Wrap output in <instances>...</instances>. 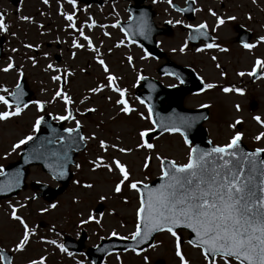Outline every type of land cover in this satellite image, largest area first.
Masks as SVG:
<instances>
[{"label": "rangeland", "instance_id": "obj_1", "mask_svg": "<svg viewBox=\"0 0 264 264\" xmlns=\"http://www.w3.org/2000/svg\"><path fill=\"white\" fill-rule=\"evenodd\" d=\"M31 1L34 6H31ZM39 1L43 2V0ZM55 1L48 0L47 4L43 2L44 10L49 8L48 12L52 15L48 22L53 24L59 20L64 22L63 17H65V15L62 17L58 15L59 7ZM197 1L200 4V19H207L208 21H211L209 19L216 21L209 9L224 19L226 16L237 19L236 16L239 15V19L244 23L247 22L246 13H253L255 18H253L251 26L257 35L252 42L255 46L250 50L244 47L238 48L235 42L231 41L235 49L234 54L223 55L217 64L219 67L211 64L206 59L205 54L193 53L196 65H200L197 68L200 71V77L205 79L206 83L214 84L215 87L205 89L201 94L188 96L184 104L188 108L206 107L209 109L210 116L205 122V128L215 145L228 143L232 136L240 132L242 133V141L249 148H264V137L260 140L255 139L259 133L264 132V126L253 119V117L259 116L261 121H264V69L263 75L256 82H251L250 76L247 75L253 68L256 59L264 61V41L259 39L264 37V0ZM12 5L15 7V4ZM39 6L42 5L38 3V0H22L18 6L20 8L19 17H27L28 14L33 17L39 12ZM65 6L67 9L71 8L67 4ZM61 7L62 9L65 8L63 5ZM215 8L220 9L222 13L215 11ZM161 9L163 15L166 16L169 8L167 9L164 5ZM225 12L227 13L224 14ZM88 16L90 14H87L86 18ZM113 21L114 19L110 22ZM25 27L26 25L20 24L21 29ZM232 29L236 32L235 23L227 25L226 30H220L221 36L227 38L228 36L224 33L232 31ZM32 31L33 29H31ZM117 33L118 31L115 34ZM54 34L53 36L50 35L51 38L58 40L63 49L65 47L70 48L73 39L76 37L68 32L59 34L58 31H55ZM87 36L92 39L94 47L98 49L99 57L92 50L82 51L80 49L76 51V57L70 56L68 51L62 62L56 64L53 59V54L56 52L54 50L55 45L49 43L53 47L51 50L42 47L38 56H35L31 51V86L37 88L39 101H47L48 97L54 96L57 88H61V81L64 80L65 82L68 81L66 86L63 85L64 93L67 95L68 93L70 95L71 93L77 94V99L70 104L71 106H76L80 113L86 112L87 109H94L91 111V116H86L83 113L82 118H77L85 127L88 148L77 158L79 167L77 165L72 167L74 176L64 194L55 201L48 202L40 198L32 199L34 192L28 188L24 190L20 200L11 205L13 208L23 209L20 211L24 214L30 213L29 210L31 209V229H34V234L31 235V261L44 257L45 264H78V262L79 264H91L85 257V252L89 247H96L101 240L111 238L113 232L117 233L114 237H128L130 239L137 222L136 212L139 207V195L126 185L129 181H140L147 184L161 176L160 161L157 156L177 163H186L189 147L192 146L185 144L184 139L179 134H164L152 141L149 139V142L154 145L153 149L137 147L139 143L143 142L139 133L153 129V124L151 117L148 119L141 118L140 114L147 117L148 110L135 97L136 86L140 82L138 79L140 76L156 77L157 64L148 60L133 46L114 47V44L119 41L118 39L100 37L99 32L97 34L95 29H92V32L89 30ZM51 38L48 41H53ZM36 43V41L31 40V46H36ZM172 46L173 49H181V41L175 39L171 43L168 40L166 42L167 50L170 51ZM129 56L134 61L133 65L127 63ZM186 58L178 57V60L184 63ZM33 59L35 63H33ZM98 59H103L110 73L117 77L116 81L119 84L115 82V85L128 92L126 99L135 111L127 115L120 112L121 106L115 104L118 93L113 92L109 87H103L102 91L96 93L91 91L92 88L101 86L98 83L99 80H107L108 73H105L97 65ZM86 60L89 61V65ZM122 60L125 63H121ZM49 64L53 65V68L49 69L47 67ZM221 67L225 68V73H222ZM241 72H244L245 75H239ZM56 75L61 76L59 81L52 79ZM226 76L227 79L225 80ZM15 78L17 77L14 76ZM162 83L172 85L175 81L165 78L162 79ZM224 87L242 89L243 94L235 91L225 93ZM82 98L86 100L83 103H81ZM237 105L239 110H237ZM254 106L256 107L251 111ZM4 110V106L0 105V111ZM42 115L43 112L38 111L36 105H33L26 108L19 119L10 118L0 121V167L3 168L4 164L18 158L17 153L21 151L23 145H20L19 148L13 146L19 140L35 133V120ZM237 120L241 123L237 124L235 128L230 127ZM30 124L31 132L29 131ZM238 126L240 130H238ZM101 140L109 146L115 144L118 148H130L132 151L121 153L116 148L109 147L105 152L99 147ZM11 152L14 153L13 156H11ZM97 157H102L105 164H110L111 160L115 158L127 166L130 173L129 181L125 182L120 193L113 191L114 185L120 179L119 174L115 170L108 172L103 167H94L91 161ZM146 157H150V160L147 161L148 166L145 168ZM30 181L46 183L51 187L57 185L39 167L30 169L28 182ZM85 184H91L92 187L85 188ZM30 195L31 203H28ZM101 196H104L105 199L101 200ZM52 204H55L56 207H50ZM100 206L103 207L102 210L97 211ZM44 209L46 211H43ZM89 215H92L94 219L86 224H81L80 221L87 220ZM96 220L100 222L96 223ZM42 221L45 222V227L39 224ZM82 229L87 234L86 247L82 253H72L69 256L67 253L61 252L55 245L46 243L48 240H55L58 244H63L65 236L76 238L80 236ZM178 234L183 236L182 252L190 264H205L200 250L186 243L188 234L183 231L178 232ZM153 245L155 247H149L140 254L130 251L109 255L103 264H154L157 260H163L164 264H179L178 257L175 256L173 240L168 233L157 236Z\"/></svg>", "mask_w": 264, "mask_h": 264}, {"label": "snow or ice", "instance_id": "obj_2", "mask_svg": "<svg viewBox=\"0 0 264 264\" xmlns=\"http://www.w3.org/2000/svg\"><path fill=\"white\" fill-rule=\"evenodd\" d=\"M43 2L47 4L48 0H43ZM194 2L195 0H193ZM68 3L75 7L76 0H68ZM168 3L172 5V0H168ZM172 6L175 7L174 5ZM176 10L184 11V9L180 8ZM209 12L216 17V27L225 23V19L218 16L216 12L211 9H209ZM20 18L22 20L29 19V17ZM65 19L69 22L68 27L78 31L83 40L87 42L86 46L96 52L97 57H99L100 53L93 46L91 38L84 34L82 28L76 27L74 14L65 15ZM227 19L234 20L235 17L229 16ZM168 23H172V21H168ZM176 23L181 24L182 21L177 20ZM93 26L94 22L88 25L89 28ZM113 26L115 27L116 25ZM184 26L193 27L192 25ZM101 27L104 26L101 25ZM206 29V23L196 25L194 28L196 36L191 38L195 39L198 36L206 35ZM6 30L7 25L4 22V17L0 15V31ZM138 31L140 35H146L147 25L141 23ZM104 35L107 36L108 33L105 32ZM259 39L264 41V37ZM120 43H123V41ZM254 46L251 43L243 45L244 48L249 50ZM25 47L32 46L25 45ZM72 47L84 48L85 45L73 39ZM213 47L219 48L220 46L213 43L205 44V48L211 49ZM180 50L183 51L184 49L181 48ZM220 50L226 51V49ZM197 51H202V49L198 48ZM147 55L149 53L146 52L145 56ZM212 59L215 60L216 57H212ZM128 61L131 63L132 57L129 56ZM97 62L101 65L103 71L108 73L107 84L92 88L91 91L96 93L102 91L103 87H109L113 92L118 93V99L115 100V104L121 106L120 112L127 115L135 111L126 99V90L115 85L117 77L110 73L104 60L98 59ZM33 63H35L34 59ZM13 67L12 63H8L5 68L0 70L8 72ZM47 67L51 69L53 65L49 64ZM257 69H264V61L256 59L252 71L248 72L247 75L255 76ZM239 75L244 76L245 73L241 72ZM52 79L59 81L61 76L56 75ZM138 79H144V77L140 76ZM213 87L215 85L212 83L204 84L205 89H212ZM0 90L7 93V96L0 95V105L5 108L4 111H0V121L20 115L22 109L28 107V104L22 101L24 93L19 83L16 84L15 91L9 92L7 88ZM223 91L225 93L235 91L243 94V90L239 88L224 87ZM57 97L63 99L66 106L72 103L71 99L62 90L55 92L53 100ZM109 99L111 98L109 97ZM31 103L36 105L38 111L44 110V102L37 100ZM140 103L143 104L144 101L140 100ZM236 107L239 110V106L237 105ZM87 111H94V109H87ZM140 115L142 119L150 118L152 108L148 106L147 117L143 114ZM43 119L44 117L40 116L35 120L34 130L39 129ZM53 119L68 120L73 119V116L71 111H68L67 115L53 117ZM253 119L264 126V121H261L259 116L253 117ZM152 123L155 125L156 121H152ZM181 123L185 127L190 126L187 121H182ZM239 123L241 121L237 120L230 127L235 128ZM79 127L80 123L77 121L76 128L79 129ZM64 131L71 135L75 129L66 128ZM148 131L150 130L139 133L143 142L137 145L138 148H154L152 143L144 139L148 135ZM165 131L180 132L182 136L184 135L181 128L177 126L166 127ZM262 137H264V132L259 133L255 139L260 140ZM241 138L242 133L237 132L228 143L213 146L207 150L190 146L186 163H177L157 156L160 161L162 183L155 188H150L144 184L143 189L146 192L142 191L141 187H138L141 184L140 181H129L130 173L127 170V166L120 160L113 158L110 164H105L102 157H97L91 163L94 167H103L108 172L115 170L119 174L120 179L114 185V192L120 193L122 186L125 185L126 181H129L126 186L139 194V207L136 212L137 222L135 231L130 235L133 241L145 243L152 233L167 232L173 240L175 256L178 257L179 264H190L182 252L183 241L178 234L179 230L187 229L194 236L189 238L186 243L200 250L205 264H264V159H259L260 154L264 153V148H257L252 152L242 151L240 149ZM32 139L31 135L26 136L13 147L19 148L20 145L26 144L27 141ZM59 139L63 140L64 137L60 136ZM79 139L83 141L85 138L80 136ZM184 143L190 145L186 136ZM99 147L105 152L109 147L116 148L121 153L132 151L130 148H118L115 144L109 146L103 140L99 141ZM148 160H150V157L145 158V168L148 166ZM60 167L62 168L63 165L61 164ZM0 175H5L2 167H0ZM63 175V171H60L59 176ZM13 183L14 181L10 180L7 187L11 188ZM84 187L91 188L92 185L85 184ZM3 188L4 186H0V190H3ZM100 199L103 200L105 197L101 196ZM50 207L55 208L56 205L52 204ZM43 211H46V209ZM12 218L19 221L23 226L22 238L15 249L22 251L30 236L34 234V229L29 228L28 224L16 214L15 208L12 209ZM93 219L94 217L89 215L87 220H81L80 223L86 224ZM95 222L99 223L100 221L96 220ZM112 235L116 236L117 233L113 232ZM121 239H128V237H121ZM46 243L55 245L61 252H65L69 256L72 255L63 244H58L55 240H48ZM149 246L155 247V245ZM132 250L136 251L135 248ZM0 261H5L7 264V257L0 254ZM29 264H45V258L41 257L39 260H32Z\"/></svg>", "mask_w": 264, "mask_h": 264}, {"label": "flooded vegetation", "instance_id": "obj_3", "mask_svg": "<svg viewBox=\"0 0 264 264\" xmlns=\"http://www.w3.org/2000/svg\"><path fill=\"white\" fill-rule=\"evenodd\" d=\"M1 1V0H0ZM219 1V0H216ZM55 3L61 7L62 5L65 7V2L61 3L58 0L55 1ZM189 3V0H172V5L168 3V0H76L77 5V11H76V27L82 28L84 31V34L87 35V32L89 30L95 29L96 33L100 37L109 39L110 37H120L124 36V39L127 40L125 37V34L123 33L120 23H125L129 21L132 17L131 15V9L133 11H136L137 17L142 19H147L148 9L151 8L155 12V20L157 24L159 23V26L162 30L166 32L165 35H162L158 37V45L159 48L165 52L168 59L173 60L175 62L179 63L178 57L181 55H185L187 60H185L184 63H181L182 65L189 66L194 68L196 71L197 68L200 65H196L193 51L199 49H202L204 52L206 59L213 65H217L218 62L221 60L222 56L225 54H234V48L233 43L231 41H234L238 48H242L243 44H241L238 39L241 40V38H245L249 36L248 43L253 42V40L256 37V32L254 31L253 26H251V23L253 21V18L251 17L250 13H246V20L247 22L244 23L239 19V15L236 16L237 19L234 20H228L225 22L224 29L226 30L227 25H231L233 23L236 24V32L234 29L229 32H225L224 34L230 38H223L221 36L220 30L223 28L222 25L219 27H216V22L214 21H208L207 19H200L201 16L197 17V14H200L199 8L200 4L197 0L194 2V18L195 20L190 23L188 21V18L185 17L181 11H177V7L183 8ZM3 2H0V5H2ZM61 5V6H60ZM167 7V15H163L162 7ZM62 8V7H61ZM223 8V7H222ZM226 11V10H223ZM0 13L3 15L4 20H6V14L5 12L0 11ZM225 12L224 14H226ZM9 15L17 16L19 14L18 11H14L13 14L8 12ZM90 14L86 18V15ZM176 14V15H175ZM36 17L34 18V21L36 23H32V26L37 25V20H48L51 19L52 15L50 12L40 11L35 14ZM192 16V14L190 15ZM34 17V16H33ZM213 17V16H212ZM250 17V19H249ZM159 18V19H158ZM216 18V17H215ZM12 19H14L12 17ZM112 19H114L113 22H110ZM7 20H11V18H8ZM182 21L181 24H177L176 21ZM168 21H172V23H168ZM237 21V22H236ZM29 24V28L26 33H23L22 39L23 41L20 42L19 33L17 32L16 28L14 27L16 24H11V28L8 32L0 33V38L2 37V45H0V69H3L4 66L8 63H12L14 67L10 69L8 72H4L0 70V89L8 88L9 92H12L16 86L17 83H19V80L21 77L26 78L27 84L31 89V51L35 53V55H39L41 52L39 49L40 47H25V45H31V16H29V19L26 21ZM94 26L89 28L87 25L93 24ZM201 23H206L209 31L213 37V44L219 45L220 47H213L211 49L206 48L205 49V42H200L196 46H194L192 43L188 42V33L189 28L185 27L184 25H192L193 28H195L196 25H199ZM7 26H9V22L6 23ZM103 25L104 27H101ZM113 25H116L115 27ZM13 26V27H12ZM118 27V28H117ZM43 28V27H42ZM215 29V30H214ZM36 35L38 36L34 41H36L38 44L40 42V39L44 36V39H50L51 36L46 33H42L39 30H36ZM85 30L87 31L85 33ZM114 30V31H112ZM223 30V29H222ZM246 31L243 32L244 34L241 36L240 31ZM55 31H58L59 34H62L64 32H68L72 36H76L75 40L78 43L82 44V40L80 38L79 32L74 30L71 27H55L52 26L50 29V32L54 34ZM118 31L117 34H115ZM107 32L108 35H104V33ZM122 32V33H121ZM247 33V35H245ZM115 34V36H114ZM183 35V36H182ZM180 36L181 39H180ZM221 36V37H220ZM233 40H231V38ZM223 38V39H222ZM52 45H55V49L57 52L60 53L62 56L66 55L69 51V54L73 56L75 55V51H78L82 48H73L72 44L71 47H65L63 49L62 45L56 40L55 38H51ZM178 40L184 42L185 48L181 51L180 49L173 50V46L170 48V52H167L166 42L168 40ZM242 42V41H241ZM49 43H44L43 47L47 50H51L53 47ZM176 47V46H175ZM15 49V51H13ZM72 49V50H71ZM220 49H226V51H221ZM213 50V52H211ZM2 51V52H1ZM22 56L20 57V55ZM56 55H54L55 57ZM61 56V58H62ZM212 57H216L215 60L212 59ZM153 59V58H152ZM154 62L157 64L156 67L161 66L165 63V59H153ZM125 63L124 60L121 61V63ZM129 65H133V60L131 63L129 61L127 62ZM106 64V63H105ZM180 64V63H179ZM97 65L101 67V65L97 62ZM222 73H225V68L221 67ZM200 72V71H198ZM22 73V75H21ZM263 74V73H262ZM14 76L17 77V79H14ZM170 78V77H166ZM227 79V76L224 78ZM99 84H107V80H99ZM13 84V85H8ZM62 84H65L62 82ZM79 90L77 89V92ZM71 92V91H70ZM0 95L7 96V93H4L2 90H0ZM36 95V92H35ZM70 95V93H68ZM67 95V96H68ZM71 101L72 99L77 98V94L71 93V96H68ZM49 98V97H48ZM85 98H82L81 103H83ZM47 105V109L51 110L52 112H55L56 115L61 116L63 112H68L69 110L72 112L73 119L70 120H60L64 123V126L66 128H73L70 124L71 122L75 121V119L82 118V114L85 113L86 116H91V111H86L80 113L78 108L76 106L70 107V105H65L63 99L57 97L55 100H53V97L49 98L47 102H45ZM31 106V105H30ZM23 110V109H22ZM54 114V115H55ZM29 131L31 132V124L29 125ZM85 132V131H84ZM23 193L19 194L15 198L6 199L3 201H0V254L7 257V264H29L31 261V236L29 238L28 243L25 245L24 249L22 251H17L16 245L19 243V240L22 238L23 234V226L20 224L19 221L12 218V204H15V202L20 200V197ZM28 203H31V195L28 198ZM16 209V208H15ZM21 209V208H20ZM20 209H16V214L19 215L31 228V209L29 210L30 213L24 214L21 213ZM23 210V209H21ZM41 226L45 227L46 224L44 221L39 223ZM66 238H64V241ZM64 243V242H63ZM0 264H6L5 261H0Z\"/></svg>", "mask_w": 264, "mask_h": 264}, {"label": "water", "instance_id": "obj_4", "mask_svg": "<svg viewBox=\"0 0 264 264\" xmlns=\"http://www.w3.org/2000/svg\"><path fill=\"white\" fill-rule=\"evenodd\" d=\"M151 17V14L148 18ZM150 24V22H149ZM131 32L137 37V41L144 44L148 52L152 55H159L154 42V35L148 31V35L140 36L139 31L135 29L134 21H131ZM133 37V36H132ZM161 75H171L177 78L180 82L178 87H164L161 84L154 82L150 79H144L143 93L138 94L140 100L144 101L146 106L152 108V120L156 121L155 130L148 135V139L159 136L165 132L166 127L177 126L188 138L189 142L193 143V147L207 150L213 147L210 139L208 138L207 131L203 127L204 121L208 118V110H190L184 107V98L191 94L200 92L204 89V83L195 75L193 70L178 66L174 63H168L159 69ZM32 102V100H31ZM187 121L190 126L185 127L181 122ZM53 130H55L53 132ZM180 133V132H171ZM63 136L64 139L60 140L59 137ZM82 135V129H76L71 135L66 133L61 124H53L50 116L44 117L40 124L38 133L32 140L25 145L20 160L4 170L5 175H0V186H4L0 190V199H6L17 195L22 189H25V180L28 176V169L32 166H40L42 171L51 175L55 181L60 184L59 188H51L46 184L31 183V188L40 192L37 197H43L48 200H54L57 196L64 193L73 173L70 171L72 165H75L74 158L79 151L85 147L84 141L79 139ZM57 140H59L57 142ZM240 149L245 152H252L241 141ZM259 159H264V154L261 153ZM63 165L61 168L60 165ZM63 171L64 175L59 176V172ZM14 181L11 188L7 185L9 181ZM162 183L161 177L157 178L150 184V188H155ZM142 191L143 185L139 184ZM49 195V196H48ZM102 210V207H99ZM190 233L189 238H193L194 234L190 230L184 229ZM154 232L145 243H137L133 240H116L114 238L108 241H102L97 248L89 249L87 257L93 261L94 264H101L103 259L111 252L118 250H143L145 247L151 245L154 241L156 234ZM84 239L81 240L79 245L68 244L67 246L75 251H80L83 246ZM156 264H162L161 261Z\"/></svg>", "mask_w": 264, "mask_h": 264}]
</instances>
